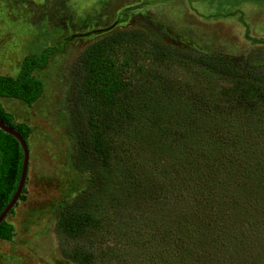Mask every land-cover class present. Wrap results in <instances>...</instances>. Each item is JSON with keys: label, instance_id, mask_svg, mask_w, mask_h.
<instances>
[{"label": "trees", "instance_id": "obj_1", "mask_svg": "<svg viewBox=\"0 0 264 264\" xmlns=\"http://www.w3.org/2000/svg\"><path fill=\"white\" fill-rule=\"evenodd\" d=\"M129 45L224 87L235 106L230 123L256 114L264 130V65L250 54L178 50L138 29L105 34L80 53L66 97L74 167L90 178L61 206L56 227L86 246L62 249L63 255L77 264H264V145L248 143L242 129L220 132L214 120L226 115L224 109L184 95L186 89H175L156 70L142 84L127 78L124 67L132 60L117 49ZM53 51L28 54L15 75H0V100L33 105L43 93L34 71ZM183 98L194 102L196 114L170 106L183 105ZM151 117L161 133L155 143L117 137L140 124L153 128ZM0 120L28 140L32 129L14 123L1 102ZM22 161L18 142L0 130V213L16 191ZM13 236L12 224L3 221L0 240Z\"/></svg>", "mask_w": 264, "mask_h": 264}, {"label": "rangeland", "instance_id": "obj_2", "mask_svg": "<svg viewBox=\"0 0 264 264\" xmlns=\"http://www.w3.org/2000/svg\"><path fill=\"white\" fill-rule=\"evenodd\" d=\"M127 29L141 30L150 39L178 50L250 54L253 63L264 65V0H0V75H15L28 54L54 50L45 67L34 71L43 93L33 105L0 100L14 123L32 129L27 141L30 161L24 199L6 219L14 236L11 241L0 240V264H77L62 249L74 252L86 242L65 238L56 227L61 206L87 187L90 174L74 167L66 97L82 50L113 30ZM117 53L132 60V67H124L127 78L134 76L142 84L156 70L175 89H186L184 95H194L207 108L224 109L226 115L214 120L220 132L242 129L248 143L264 145L263 125L256 114L230 123L235 106L224 87L210 86L178 64H159L132 45ZM182 102L170 106L182 115L191 109L196 114L193 101L189 104L183 98ZM156 118L151 117L153 128L140 124L117 137L128 144L155 143L161 135Z\"/></svg>", "mask_w": 264, "mask_h": 264}, {"label": "water", "instance_id": "obj_3", "mask_svg": "<svg viewBox=\"0 0 264 264\" xmlns=\"http://www.w3.org/2000/svg\"><path fill=\"white\" fill-rule=\"evenodd\" d=\"M0 130L10 136H12L19 144L20 148L23 152V161L21 167V173L19 182L16 188L14 195L12 196L9 203L5 206V208L0 213V225L3 221H6L7 217L11 214V211L15 208L17 202L19 201L20 195L25 188L27 178H28V167L30 161V151L28 146V140L26 141L22 135L13 127L5 124L3 121L0 120Z\"/></svg>", "mask_w": 264, "mask_h": 264}]
</instances>
